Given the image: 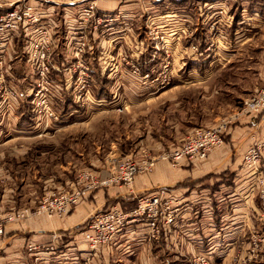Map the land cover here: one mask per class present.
Segmentation results:
<instances>
[{"label":"rangeland","instance_id":"rangeland-1","mask_svg":"<svg viewBox=\"0 0 264 264\" xmlns=\"http://www.w3.org/2000/svg\"><path fill=\"white\" fill-rule=\"evenodd\" d=\"M54 1L60 24L65 0ZM99 1L97 14L122 13L99 48L78 53L71 44L66 59L57 60L60 69H50L49 98L58 119L40 111L30 95L35 75L27 73L25 48H17L20 56L9 63L16 68L7 82L19 87L17 95L0 98V209L16 212L6 224L46 215L35 213L45 198L72 187L85 171L98 175L105 169V177L117 160L158 156L195 127L220 122L243 106L260 78V68L249 66L264 48H210L205 0H121L124 6L110 12ZM239 2L233 0L232 9ZM211 61L216 62L210 66ZM0 86L6 95L5 84ZM111 187L117 186L96 187L101 189L79 204H91L96 193L107 195ZM27 209L34 214L18 217ZM246 247L250 252L254 245Z\"/></svg>","mask_w":264,"mask_h":264},{"label":"crops","instance_id":"crops-1","mask_svg":"<svg viewBox=\"0 0 264 264\" xmlns=\"http://www.w3.org/2000/svg\"><path fill=\"white\" fill-rule=\"evenodd\" d=\"M15 1L0 0V10ZM156 2L160 4V0ZM242 3L232 9L234 20L227 29L224 45L228 48H264V0H244ZM119 5L124 6L121 0L99 1V8H103L104 12L113 11L109 8ZM262 54L259 61L255 60L249 66L250 69L260 68V78L250 89L249 96L264 86V49ZM215 62L211 61L210 66ZM218 123L216 120L207 126ZM262 136L264 110L243 114L231 124L224 145L205 160L184 158L178 166H174L170 160L160 159L153 170L135 175L133 189L111 187L107 195L96 193L91 204H79L63 217L40 215L22 223H8L4 235L0 237V264L26 262L24 248L26 250L30 243L44 245L38 252L46 264H80L87 255L88 244L75 228L83 227L94 209L109 208L107 202L128 195L136 197L139 193H152L159 186H167L169 192L183 202L174 226L164 231L162 241L150 243L146 240L148 224L135 223L107 244L101 255H94L95 264H187L188 256L200 250L210 252L211 248L216 251L212 264H264V251L243 261V257L251 253L246 247L250 234L262 227L256 181L243 166V154L248 144ZM177 146L179 143L172 148ZM104 171L99 169L96 173L102 176ZM227 173L231 176L230 180ZM54 232L62 234L70 247L65 256L56 258L53 251L46 249V245L53 242ZM246 233H249L248 237ZM238 247L240 249L236 251ZM78 250H84L79 258L73 256V252L78 253Z\"/></svg>","mask_w":264,"mask_h":264},{"label":"built area","instance_id":"built-area-1","mask_svg":"<svg viewBox=\"0 0 264 264\" xmlns=\"http://www.w3.org/2000/svg\"><path fill=\"white\" fill-rule=\"evenodd\" d=\"M45 1L50 0H39L41 4H34L29 0H17L0 10V85L5 84L6 94L0 95V98L6 97L7 94H10L9 97L17 95L19 84L7 82L9 72H14L16 68L9 63L20 56L17 48H25L24 52L29 54L27 73L35 75L32 76L34 84L30 89V95L34 97L33 99H37L36 107L40 111L45 110L49 117L58 119L49 98L50 69H60L57 60L61 56L66 59L71 44L73 48H77L78 53L90 46L99 48L98 45L100 46L104 34L115 29V21L119 17L117 14L121 12L97 14L98 0H65L62 3L63 14L59 24L56 22L59 16L55 18V10H52V7L58 3L53 0L52 2L55 3L53 4L50 1L48 5L51 6L50 8L43 5ZM223 1H220L218 6H214L215 0H205L206 5L210 4V48L213 45L225 46L223 44L227 37V29L234 20L233 0ZM242 2L244 0H240V5H243ZM73 7L77 9L75 13L70 10ZM165 15H163L164 21L169 18ZM160 27H157L158 32H164ZM2 88L3 86H0V93ZM262 110H264V86L247 97L239 110L223 118L218 124L195 127L176 148L162 150L158 156L149 154L141 159L125 157L117 160L114 168L105 177H99L90 171L83 172L72 187L53 191L35 213H44L49 217H63L98 186L116 185L133 189L135 175L153 170L160 159L170 160L174 166H178L184 158L205 160L213 151L224 145L225 135L235 120L243 114L258 113ZM263 159L264 136L248 144L243 154V166L251 172L256 181V190L260 198L258 215L262 226L258 231L250 234V244L254 247L247 258L243 257V261L258 256L257 249H264ZM136 198L137 204L130 209H123L117 204L109 208L98 207L90 213L83 227L75 228L77 234H80L88 244L87 255L80 264H95L94 255L96 253L101 255L107 244L113 242L121 231L127 230L135 223L148 224L147 241L150 243L162 241L164 231L174 226L176 222L183 205L182 200L171 194L167 186H159L156 191L149 194L139 193ZM30 213L34 214L27 209L17 214L18 217H26ZM12 219H16V212L5 214L4 210L0 209V237L5 233L6 223ZM52 240L51 244L46 245V249L53 251L56 258L65 256L70 247L63 240L62 234L54 232ZM42 246L44 245L39 243L28 244L24 253L27 261L23 264H46L44 257L38 252ZM83 251L73 252V256L79 258ZM215 252L200 250L188 256L187 264H212Z\"/></svg>","mask_w":264,"mask_h":264},{"label":"trees","instance_id":"trees-1","mask_svg":"<svg viewBox=\"0 0 264 264\" xmlns=\"http://www.w3.org/2000/svg\"><path fill=\"white\" fill-rule=\"evenodd\" d=\"M222 173H224V172H222ZM227 178H229V180H230L231 176L229 175ZM98 189H101V188H98ZM97 190H95L94 192H96ZM116 202L119 204V206L121 208L127 209V208H132V207H134L137 204V198L134 197L133 195H128L125 198L116 200Z\"/></svg>","mask_w":264,"mask_h":264},{"label":"bare ground","instance_id":"bare-ground-1","mask_svg":"<svg viewBox=\"0 0 264 264\" xmlns=\"http://www.w3.org/2000/svg\"><path fill=\"white\" fill-rule=\"evenodd\" d=\"M143 239V238H142ZM139 240V239H138Z\"/></svg>","mask_w":264,"mask_h":264}]
</instances>
